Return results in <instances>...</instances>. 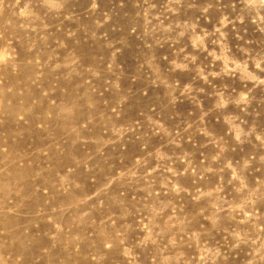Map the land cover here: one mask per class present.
<instances>
[{
	"label": "rangeland",
	"instance_id": "374dc122",
	"mask_svg": "<svg viewBox=\"0 0 264 264\" xmlns=\"http://www.w3.org/2000/svg\"><path fill=\"white\" fill-rule=\"evenodd\" d=\"M0 264H264V0H0Z\"/></svg>",
	"mask_w": 264,
	"mask_h": 264
}]
</instances>
